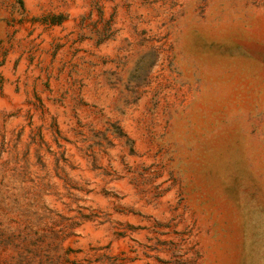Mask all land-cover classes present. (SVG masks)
<instances>
[{"label":"rangeland","instance_id":"rangeland-1","mask_svg":"<svg viewBox=\"0 0 264 264\" xmlns=\"http://www.w3.org/2000/svg\"><path fill=\"white\" fill-rule=\"evenodd\" d=\"M0 264H264V0H0Z\"/></svg>","mask_w":264,"mask_h":264}]
</instances>
